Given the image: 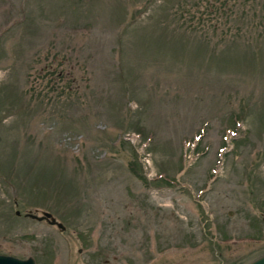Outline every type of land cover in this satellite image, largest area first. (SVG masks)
Listing matches in <instances>:
<instances>
[{"label": "rangeland", "instance_id": "obj_1", "mask_svg": "<svg viewBox=\"0 0 264 264\" xmlns=\"http://www.w3.org/2000/svg\"><path fill=\"white\" fill-rule=\"evenodd\" d=\"M263 253L264 0H0V254Z\"/></svg>", "mask_w": 264, "mask_h": 264}, {"label": "water", "instance_id": "obj_2", "mask_svg": "<svg viewBox=\"0 0 264 264\" xmlns=\"http://www.w3.org/2000/svg\"><path fill=\"white\" fill-rule=\"evenodd\" d=\"M16 215H19V211H15ZM25 217H29L35 220H45L50 225L56 226L58 229L63 230L64 226L61 222L57 221L50 212L40 211L39 215L35 211L26 210L24 213ZM0 264H34V259L31 256L26 258H17L12 255L0 254ZM246 264H264V253L257 256L253 260L249 261Z\"/></svg>", "mask_w": 264, "mask_h": 264}, {"label": "flooded vegetation", "instance_id": "obj_3", "mask_svg": "<svg viewBox=\"0 0 264 264\" xmlns=\"http://www.w3.org/2000/svg\"><path fill=\"white\" fill-rule=\"evenodd\" d=\"M23 213H24V212H23ZM59 230H60V229H59ZM63 230H64V229H63ZM78 251H79V249H78ZM27 257H28V256H27ZM31 257H32V256H31ZM17 258H18V257H17ZM25 258H26V257H25ZM32 258H33V257H32ZM33 259H34V258H33ZM34 264H36V263H35V260H34Z\"/></svg>", "mask_w": 264, "mask_h": 264}]
</instances>
